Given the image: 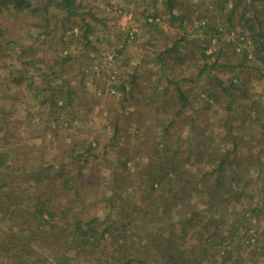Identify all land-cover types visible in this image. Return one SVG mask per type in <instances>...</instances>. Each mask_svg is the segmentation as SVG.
I'll return each mask as SVG.
<instances>
[{"label": "trees", "instance_id": "trees-1", "mask_svg": "<svg viewBox=\"0 0 264 264\" xmlns=\"http://www.w3.org/2000/svg\"><path fill=\"white\" fill-rule=\"evenodd\" d=\"M165 1L170 22H180L184 35L173 47L157 55L156 61L163 66L168 64L167 57L171 53L181 56L178 46L186 42L190 21L185 14L175 12L178 0ZM212 1L210 4L216 12L198 29L206 36L198 48L204 64L198 78L191 82L195 83L203 76L210 77L219 68L241 69L249 75L254 73L264 77V0ZM211 5L205 8L210 9ZM88 16L98 20L83 10L82 3L76 0H0V264H238V261L234 262L235 258L240 257L243 248L249 245L254 248L251 254L264 257L258 248L261 240L255 227L264 214L261 204L264 200L254 201L259 194H264V177L255 173H264V148L256 152L250 150L247 154L241 152L237 158L236 130L239 129L232 116L229 135L234 142L233 151L219 155L222 157L220 164L214 163L216 152L210 154V170L193 175L191 170L182 169L183 166L179 167L167 158L138 172L140 175L136 180L140 188H145L141 191L150 202L144 211L133 202L117 205L116 199L127 192V180L131 177L125 176L126 181L124 177L120 181L111 165L110 212L95 218L86 216L82 182L86 184L90 180L92 183L95 178L100 181L98 165L95 166L101 155L97 152L99 141L96 139L82 146L75 134L70 133L69 142L57 161L53 149L35 152L23 145L22 138L18 140L16 133L22 122L26 125L25 133L34 137L43 123L60 120L56 113L63 115L61 119L67 123V130L94 115L95 109L84 101L85 89L76 90L69 82L71 79L65 78L76 57L71 52L62 54L72 43L66 39V34L70 33L73 38L75 29L80 32L84 49H97L91 46L95 24ZM148 18H152V22L145 25L156 28L158 14ZM226 33H233L235 37L228 38ZM27 37L32 38L29 43H26ZM214 45H218V49L210 50ZM126 47L125 40L116 57ZM240 54L243 59L236 63L237 57L232 58V55ZM179 62L182 63V56ZM77 72L82 85L88 70ZM163 78L169 86L174 85L167 93L175 95L179 114L191 107L189 91L177 80ZM117 83L114 81L112 87H107L109 92L116 90L126 95V83ZM236 85L233 83V87ZM220 86L231 95L223 83ZM233 95L237 102L250 101L245 85ZM198 96L204 107H212V102L220 105L218 97L207 90ZM17 113L23 118L13 119ZM39 113L44 116L37 121ZM243 120L249 123L253 132L254 128H260L257 135L264 139V106L249 105ZM172 134L167 131V135ZM200 137L201 150L196 151L191 144L186 162L192 158L197 163L203 160L206 138ZM248 140L255 143L250 137ZM40 155L43 158L38 166H31L30 163ZM241 156L245 161L239 160ZM128 161L119 167L120 173L123 168L128 174ZM86 166L88 171L85 173ZM119 181L120 185L126 182V189L121 193L116 188ZM195 198L202 202V209H190ZM223 213H227L226 217L220 219ZM238 213L241 222L234 219ZM232 216L233 222L228 225ZM244 222L246 233L240 238L242 229L239 226ZM184 223L189 228L186 229ZM198 225H202L197 234L198 244H191L190 229ZM107 242L110 248L104 247ZM262 247L264 249V244ZM110 253L113 257L108 259Z\"/></svg>", "mask_w": 264, "mask_h": 264}, {"label": "rangeland", "instance_id": "rangeland-1", "mask_svg": "<svg viewBox=\"0 0 264 264\" xmlns=\"http://www.w3.org/2000/svg\"><path fill=\"white\" fill-rule=\"evenodd\" d=\"M76 2L82 3V9L92 13L98 19L95 21L88 16L95 24V29L90 37L91 46H95L97 49L86 50L83 48L78 29H75L76 34L73 38L70 33L66 34V39L72 43L69 45V49L62 51V54L71 52L76 59L72 67L67 69L65 78L66 80L71 79L69 82L74 85L76 90L85 89L84 101L86 105L90 104L95 109L94 115L89 116L84 122L83 120L77 122L73 128L67 130V123L61 119L63 115L59 116L56 113V117L60 120H56L57 122L54 120L49 124L43 123L35 133L37 136L34 134V137L25 133L26 125L22 122L23 125L16 136L18 140L22 138L23 145L35 149V152L47 148L48 150L53 149L51 152L57 161H60L62 150L69 142L70 133L75 134L82 146H87L96 139L99 141L97 152L101 155L95 161V166L98 165L97 175L100 177V181L95 178L92 183L90 180L86 184L82 182V200H84L88 218L103 217L110 212L108 198L113 193L111 191L113 186L111 165L117 172L116 176H119V178H114L121 181L124 177L123 179L126 181L125 176L131 177L127 180L129 181L127 192L122 194L121 198L116 199L117 205L120 206L121 202L125 204L133 202L136 207L140 206L144 211L150 202L145 200V194L141 191L145 188H140L136 177L140 175L139 171L144 172L150 164H157L159 160L170 158L179 167L183 166L182 169L191 170L193 175H201L202 170L211 169L212 164L208 162V157L214 152H216L214 163L220 164L222 157L219 155L227 150L233 151L234 142L229 135L231 116L239 129L236 130L239 142L237 158L240 157L241 152L247 154L250 150L256 152V150L264 148V139L258 136L261 129L254 128L255 132H253L249 123L243 122L249 105L256 106V108L264 106V77H259L260 74L253 75L254 73L249 75L248 72L241 69L219 68L213 71L210 77L203 76L197 82H191L198 78L199 70L204 64L198 48L201 47V40L206 36L202 32H198V29L212 17V13L216 12L214 6L210 4L213 2L212 0H178L179 4L175 5V12L179 15L185 14L189 18L188 35L186 42L178 46L182 63L179 62L181 56L173 52L167 57L168 64L164 66L156 61L157 55L165 51L166 48L173 47L175 42L184 35L180 28V22L173 24L170 22L165 11V0H76ZM206 5H211L210 9L205 8ZM152 14H158L156 28L145 25L146 22H152V18H148ZM226 36L228 38L235 37L233 33L231 35L226 33ZM25 40L26 43H29L32 38L27 37ZM125 40L127 44L125 51L116 57L117 50L122 48ZM217 49L218 45H214L210 50ZM210 52L212 51H208V53ZM241 56L242 54L240 56L232 55V58L237 57V63L243 59ZM78 70H88L82 85L80 77H78ZM98 75L99 77H97ZM163 76L177 80L184 89L189 91L190 100L193 102L191 107H187L179 114L175 104V95L167 93L174 89V85L169 86ZM218 80L224 84L225 88L230 89L231 95L223 91ZM114 81H118L117 84L126 83L128 93L124 95L116 90L110 93L108 88L112 87ZM233 83H237V85L233 87ZM244 85L245 88L247 87V97L250 98V101L237 102L233 94L240 92ZM203 90L216 95L220 105L218 102H212V107H204V103L198 96ZM229 103L230 111L227 109ZM41 116H44V113H39L36 120H40ZM16 118H23V115L17 113L13 119ZM193 129L196 130L193 131ZM167 131L173 134L169 136ZM198 134L199 138H196ZM200 135L206 138L204 143L206 154H204L203 160L197 163L191 156L192 159L186 162L188 148L191 147V144L197 148L196 151L201 150V144L198 142V139H202ZM256 135L259 137L257 141ZM249 137L255 143H249ZM217 149L221 154L216 151ZM42 158L43 156L40 155L30 165L38 166ZM127 160L129 161L128 168H126L128 174L126 175L123 168H121L123 174L120 173L119 167H122ZM239 160L245 161L243 156ZM95 169L96 167H94ZM87 171L88 167L86 166L84 172ZM255 173L259 177L261 175L264 177V173L258 174L257 171ZM120 181L116 184V188L121 193L126 189V182L120 185ZM130 181H133L134 184ZM256 184L259 186V182ZM258 188L260 189V186ZM253 189H255V185ZM261 198L264 200V194H259L254 201L261 202ZM201 203L199 198H195L189 207L191 210L202 209ZM261 204L264 206V202ZM226 214H221L220 219L226 217ZM239 216L238 213L234 217L235 221L241 222ZM259 220L260 223L255 226L259 230L258 237L261 240V246L258 248H261V252L264 253L262 247L264 244V214L259 217ZM232 222L233 216L228 221V225H231ZM245 224L246 222L239 226L242 229L239 231L240 238L246 233ZM180 227L182 228V226ZM184 227L187 229L189 225L184 223ZM201 228L202 225H198L195 229H190L191 244H198L197 234ZM150 239L152 238L150 237ZM104 247L110 248L109 242L104 243ZM147 247L151 252L150 245ZM253 250V245H249L248 248L244 247L240 257H236L234 262L264 264V257L251 254ZM112 257L110 253L108 259Z\"/></svg>", "mask_w": 264, "mask_h": 264}]
</instances>
